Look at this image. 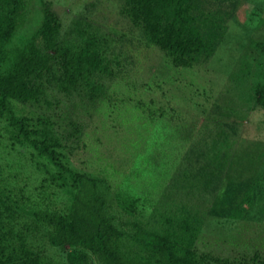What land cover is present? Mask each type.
<instances>
[{
    "label": "rangeland",
    "instance_id": "1",
    "mask_svg": "<svg viewBox=\"0 0 264 264\" xmlns=\"http://www.w3.org/2000/svg\"><path fill=\"white\" fill-rule=\"evenodd\" d=\"M203 1L214 48L180 65L125 0H23L0 70L34 96L0 109V233L34 264H170L164 240L177 264H264V0ZM92 38L93 84L61 83L56 48Z\"/></svg>",
    "mask_w": 264,
    "mask_h": 264
},
{
    "label": "trees",
    "instance_id": "2",
    "mask_svg": "<svg viewBox=\"0 0 264 264\" xmlns=\"http://www.w3.org/2000/svg\"><path fill=\"white\" fill-rule=\"evenodd\" d=\"M22 4L23 0H0V43L11 36ZM124 12L135 23H141L149 39L173 55L177 64L188 65L197 58L198 54L209 52L214 48L217 25L208 26L210 17L203 0H125ZM57 28V24L52 25L51 20L44 21L43 33L48 41ZM100 44L101 42L92 38L77 53L63 47L56 48L61 54V61L65 67V75L61 78V83L77 82L83 78L85 83L93 84L90 76L102 64L101 53L98 51ZM18 55L22 59L26 58L24 67L33 60L46 67L48 54L43 53L35 44L19 50ZM18 67L19 64L14 62L9 68L0 70V109L7 108L9 99L28 100L34 96L32 88L23 81L22 72ZM54 224L64 232H76L74 221L66 216L54 220ZM3 236L0 233V264H34L37 261L38 258L33 256V252L25 245L21 243L16 248L13 240H3ZM91 241L96 242V240ZM100 241L110 242V240ZM104 249L117 263L125 264L119 261L117 254L107 250V246H104ZM160 249L168 253L170 264H177L173 249L167 240L162 241Z\"/></svg>",
    "mask_w": 264,
    "mask_h": 264
}]
</instances>
